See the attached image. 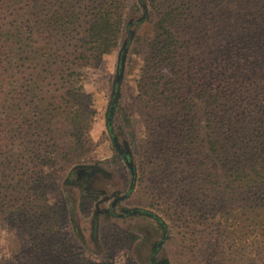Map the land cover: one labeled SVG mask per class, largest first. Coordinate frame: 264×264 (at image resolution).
<instances>
[{"label":"rangeland","instance_id":"obj_1","mask_svg":"<svg viewBox=\"0 0 264 264\" xmlns=\"http://www.w3.org/2000/svg\"><path fill=\"white\" fill-rule=\"evenodd\" d=\"M41 1L46 4L49 14L37 15L33 19L39 25L46 20L48 30L44 35L36 32V39L45 37L52 43L57 38L70 41L66 56L73 59L84 49L80 48V40L84 39V20L93 0H67V4L58 0L54 7L55 0H33L29 4ZM105 1L112 3V15L120 21L115 47L91 63L74 60L78 75L70 74L68 70L55 73L45 76L44 82H37L32 87L36 93L37 112L59 106L62 95L83 94L84 98L74 104L75 118H68L71 114L59 120L61 129L69 122L83 124V128L76 133V139L61 132L56 136L58 146L62 148L59 157L56 153L50 154L52 142L39 131V126L30 130V136L23 134L15 140L13 152L18 159L17 163L14 160L17 167L13 168L12 186L20 194L29 196L30 203L35 205L34 215L27 229L21 222L0 220V264H28V249L36 252L32 264H150V256L157 245L154 264L160 261V264H264V243L258 236L254 243L249 242L251 235L244 237L242 226H239L240 211L234 209L219 216L218 211L210 208L207 184L201 182L205 176L199 170L205 171L206 166L194 163L196 166L184 169L183 164L178 165L181 153L174 142L179 141L180 135L179 130H172L174 124L164 128L156 121V125L163 129L154 125L152 132L159 136L152 144L145 138L147 113L137 103L136 81L141 56L156 31L154 11L149 4L151 0H142L148 5L149 12L142 22H137L143 16L139 0ZM216 1H190L191 21L195 24L192 42H203L197 50L201 54L203 69L206 68L207 54H204V47L208 45L211 33L216 32L212 31V26H208L211 33L207 32V24L213 22L209 11ZM216 8L221 10L219 6ZM54 14L62 15L64 21L73 16L78 26L70 33L58 32L52 27ZM39 29L43 31L41 26ZM65 34L68 35L64 38ZM218 41L214 43V57L218 59L213 67L222 66L223 70L220 61L224 59L220 58L222 44ZM121 54H124L123 71L118 82L117 106L108 130L106 113ZM207 68L212 69V66ZM33 77L38 81L40 74L34 73ZM73 77L79 81L73 87L61 81ZM4 93L10 95L11 91L6 89ZM14 94L26 95L23 88ZM3 97H0V104ZM15 105L20 104L17 101ZM6 126L0 122V128ZM113 137L121 153L115 148ZM1 151L6 155L10 152L2 147ZM202 152L206 159L204 148ZM123 155L126 159L128 157L129 166ZM87 165L101 170L85 183L87 190L68 183L74 169ZM3 184L0 181V185ZM18 185H24L30 191H20ZM215 205H220V201ZM41 221L46 223L44 227L61 236V241L52 248L53 256H58V263L48 250L51 246L35 243L29 234L41 229L37 227Z\"/></svg>","mask_w":264,"mask_h":264},{"label":"trees","instance_id":"obj_2","mask_svg":"<svg viewBox=\"0 0 264 264\" xmlns=\"http://www.w3.org/2000/svg\"><path fill=\"white\" fill-rule=\"evenodd\" d=\"M31 1L0 0V97L4 96L0 104V122L7 124L6 128H0V155H3L0 158V181L4 183L0 185V220L21 222L26 229L31 225L35 205L30 203L28 195L20 194L12 186L13 168L17 167L14 160L17 163L18 159L13 152L15 140L23 134L30 136V130L39 126V131L52 142L50 154L56 153L59 157L62 148L58 146L56 136L61 132L76 139V133L83 128V124L69 122L61 129L62 122L59 121L71 114L68 118H75L77 110L74 104L84 98L83 94L62 95L59 106L37 112L36 93L32 87L37 82H44L48 75L67 70L70 74H77L74 60L84 63L99 60L102 54L115 47L120 25L112 15V3L93 0L84 20V39L80 40V48L84 49L69 60L66 47L70 41L57 38L52 43L45 37L36 39V32L46 34L48 25L46 20L40 21L41 25L34 23L33 17L46 16L49 10L43 1L29 4ZM62 1L68 3L67 0ZM190 1L149 2L154 11L156 31L154 38L145 46L136 81L137 103L147 113L145 138L152 144L159 136L152 132L154 125L162 130V125L170 128L174 124L172 130H179L180 135L179 141L174 142L181 153L178 165L183 164L184 169L196 166L194 163L206 166L205 171L199 170L205 176L201 182L207 184L210 208L218 211L219 216L239 210V226H242L244 237L251 235L249 242L254 243L258 236L264 243V0H217L212 3L216 4L209 11L213 22L207 24V28L212 26V31L216 32L212 35L210 28L207 29L211 37L204 47V54L207 53L205 69L201 67V54L197 53L203 42H192L195 24L191 21L193 10ZM58 2L55 0L52 6ZM139 3L143 16L137 22H142L148 17V5L142 0ZM53 16L52 27L58 32L70 33L78 26L73 16L65 21L62 15ZM40 26L43 31H40ZM217 41L222 44L220 58L224 59L220 61L223 70L222 66L213 67L218 59L214 57V43ZM121 63L119 55L116 76L123 71ZM207 66H212V69ZM34 73L40 74L38 81L33 77ZM61 81L70 87L79 82L74 77ZM118 85L116 80L112 85L113 107L110 105L106 113L108 130L117 106ZM19 88H23L26 95L14 94ZM6 89L11 91L10 95L4 93ZM17 101L18 106L15 105ZM156 121L161 127L156 125ZM1 147L10 152L6 155ZM18 186L20 191H30L24 185ZM219 201L220 205H215ZM45 224L39 222L37 227L41 229L29 234L35 243L49 244L51 249L48 250L53 256L52 248L61 241V236L48 230ZM214 229L218 232L217 226ZM36 257V252L27 250L28 264H32ZM53 257L58 263V256Z\"/></svg>","mask_w":264,"mask_h":264},{"label":"flooded vegetation","instance_id":"obj_3","mask_svg":"<svg viewBox=\"0 0 264 264\" xmlns=\"http://www.w3.org/2000/svg\"><path fill=\"white\" fill-rule=\"evenodd\" d=\"M114 146L119 152L121 151L120 148L118 147L117 141L114 142ZM123 159L126 161V160H128V157L126 159V157L123 155ZM100 172H101V170L97 169L96 167H94L92 165L78 167V168L74 169V171L72 173V180H68V183L75 185L79 189L87 190L85 183H87V181H89V179L91 177H93L94 174L100 173ZM86 192H91V191H86ZM109 204H110V208H111V206H112L111 202ZM156 249H158V245L152 251V254L150 256V264H154V260H155L154 259L155 258L154 257V251ZM160 263H161V261L158 262L157 264H160Z\"/></svg>","mask_w":264,"mask_h":264},{"label":"water","instance_id":"obj_4","mask_svg":"<svg viewBox=\"0 0 264 264\" xmlns=\"http://www.w3.org/2000/svg\"><path fill=\"white\" fill-rule=\"evenodd\" d=\"M124 50H125V49H124ZM121 57H122V63H121V66L123 67L124 54H121ZM120 78H121V73L118 74V75L116 76V79H115V80H116L117 82H119ZM113 101H114V99L112 98V95H111V97H110V102H111L110 105H111V106L109 105L110 108L113 107V106H112V105H113V104H112ZM112 140H113V143L116 141L114 137L112 138ZM126 163H127L128 166L130 165V163H129L127 160H126Z\"/></svg>","mask_w":264,"mask_h":264}]
</instances>
